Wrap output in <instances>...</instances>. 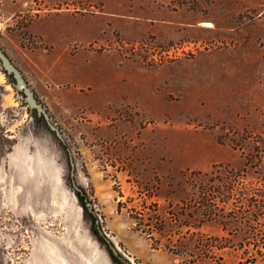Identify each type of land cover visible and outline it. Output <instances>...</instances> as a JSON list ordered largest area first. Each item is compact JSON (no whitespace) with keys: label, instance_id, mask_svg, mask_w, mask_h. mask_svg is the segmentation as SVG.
Returning <instances> with one entry per match:
<instances>
[{"label":"rangeland","instance_id":"rangeland-1","mask_svg":"<svg viewBox=\"0 0 264 264\" xmlns=\"http://www.w3.org/2000/svg\"><path fill=\"white\" fill-rule=\"evenodd\" d=\"M123 2L0 0V46L63 135L0 61V264H118L70 156L132 264H264V0ZM59 9L73 16L54 52ZM142 42L199 47L155 59Z\"/></svg>","mask_w":264,"mask_h":264},{"label":"water","instance_id":"water-1","mask_svg":"<svg viewBox=\"0 0 264 264\" xmlns=\"http://www.w3.org/2000/svg\"><path fill=\"white\" fill-rule=\"evenodd\" d=\"M0 61L2 62L7 72L13 74L15 78V85L19 91H22L24 93L25 99L27 100L30 109L36 110L39 115L44 116L50 129L54 131L60 139L63 140V135L61 131L51 120L50 114L48 113L47 109L43 106V104L40 103V101L38 100L34 90L27 82L22 71L17 67V65L13 62L11 57L6 53V51L1 46H0ZM70 170H71L70 175H71L72 186L75 189L81 191L82 190L81 186L76 182L75 179L76 164L72 156H70ZM124 261L126 264H128L126 259H124Z\"/></svg>","mask_w":264,"mask_h":264},{"label":"trees","instance_id":"trees-1","mask_svg":"<svg viewBox=\"0 0 264 264\" xmlns=\"http://www.w3.org/2000/svg\"><path fill=\"white\" fill-rule=\"evenodd\" d=\"M172 1H175V0H172ZM3 69L6 73V75L11 79V82L15 85V78H14L13 74L8 73L7 70L4 68V66H3ZM15 87H16V85H15ZM19 92L24 95V93L22 91H19ZM30 111L35 113L38 120L46 122L45 117L39 115L36 110L30 109ZM81 189L82 190L79 191V190L74 188V190L77 193L79 199L81 200L84 208L86 209V211L89 213V216L91 217L93 232L95 233V235L98 237V239L102 243L106 244V246L110 252L111 257L115 262H117L118 264H126L124 261V259H126V258L123 257V255L119 252V250L117 249L114 242L104 233V230L102 227V222H101L100 218L98 217V214L96 213V211L94 209L93 201L90 199L88 193L86 192V190L82 186H81ZM234 189H235V187H229L226 190L227 194L233 195ZM204 195H206V193ZM208 196H210V193H207V197H204L205 201H206V204H205L206 207L211 206V204L209 203L211 197H208ZM215 198H216L215 201H217V198L219 199V196L217 195V196H215ZM126 260H127L128 264H132L129 259H126Z\"/></svg>","mask_w":264,"mask_h":264},{"label":"crops","instance_id":"crops-1","mask_svg":"<svg viewBox=\"0 0 264 264\" xmlns=\"http://www.w3.org/2000/svg\"><path fill=\"white\" fill-rule=\"evenodd\" d=\"M54 1L64 2L66 0H54ZM106 1H108V0H106ZM123 1H125V0H117V2L115 3L113 0H109V4L107 7H108V9H110V12L113 14H121L123 12L125 13L127 10L124 8L125 3ZM127 1H129V2H127V4H129V7H131V2H130L131 0H127ZM68 11L69 10L59 9V11H57V12L54 11L45 18L48 20L50 29L52 31L51 43L54 45V47H53L54 52L58 49L57 46L61 42L60 39L56 37L55 31L58 30L59 28H61V30L63 32H66L67 30H70V28H71V15H72V13L68 12ZM99 34H95V35L91 34V37L89 38V40L93 39V38H99V36H100ZM130 34H131V30H130ZM73 41H76V39H74ZM70 43L71 42H69V44ZM69 44H67V45H69ZM67 45H65V47L62 49V51L59 52L58 54H61L65 50ZM58 54H56V55H58ZM82 67H83L82 64H77V66H76L77 74H83L84 75ZM66 68L68 69L67 66H66ZM95 69L101 70L102 68H95ZM95 71H97V70H95ZM68 72H69V76L72 79H74L73 76L70 74L69 69H68ZM74 80L76 81L78 79H74Z\"/></svg>","mask_w":264,"mask_h":264},{"label":"built area","instance_id":"built-area-1","mask_svg":"<svg viewBox=\"0 0 264 264\" xmlns=\"http://www.w3.org/2000/svg\"><path fill=\"white\" fill-rule=\"evenodd\" d=\"M66 9H70V8H66ZM22 16H19V17H22ZM138 45H144L146 48L150 49L151 51H154L152 56L155 59L178 58V57L187 55L189 53H196V50L199 47V44L195 42L194 43H187V42L176 43L171 46L164 47V48L158 47V45L153 42H142L141 44H138ZM138 45H136V48H138Z\"/></svg>","mask_w":264,"mask_h":264},{"label":"bare ground","instance_id":"bare-ground-1","mask_svg":"<svg viewBox=\"0 0 264 264\" xmlns=\"http://www.w3.org/2000/svg\"><path fill=\"white\" fill-rule=\"evenodd\" d=\"M201 25L202 26H205V27H212V26H214V23L212 22V21H203L202 23H201ZM20 179L21 180H25L24 178H23V176H20Z\"/></svg>","mask_w":264,"mask_h":264}]
</instances>
